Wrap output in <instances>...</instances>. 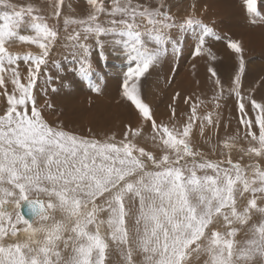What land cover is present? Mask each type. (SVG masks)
I'll use <instances>...</instances> for the list:
<instances>
[{"label": "snow or ice", "instance_id": "6c2138e0", "mask_svg": "<svg viewBox=\"0 0 264 264\" xmlns=\"http://www.w3.org/2000/svg\"><path fill=\"white\" fill-rule=\"evenodd\" d=\"M242 5L250 25L264 23V0ZM172 8L0 0V264H264V95L244 86L240 41L195 5L183 17ZM189 36L191 55L207 57L211 95L185 97L189 110L178 112L176 92L158 120L144 82L183 54ZM210 40L235 54L226 81ZM110 59L120 65V100L137 117L119 138L45 117L49 92L81 81L100 93L96 63Z\"/></svg>", "mask_w": 264, "mask_h": 264}, {"label": "rangeland", "instance_id": "374dc122", "mask_svg": "<svg viewBox=\"0 0 264 264\" xmlns=\"http://www.w3.org/2000/svg\"><path fill=\"white\" fill-rule=\"evenodd\" d=\"M13 2H19V0H13ZM192 5H195L196 14L202 15V18L205 21L210 22V25L214 26L218 33L230 37L234 40H238L242 43V46L244 48L246 65H247L245 78L246 77L248 78V79L244 78V86L246 85V88H251V87L256 88L257 90L255 92L256 93L255 96L257 98H259L261 95H264V78L261 77L259 79L255 74V72L256 73L259 72L261 67H264V23H260L255 26H252L248 23V21L246 20L247 19L246 15L244 13L242 0H173L172 10L178 16L183 17L184 15L192 11ZM205 5H208L209 14L206 13L204 14ZM214 11L216 13H214ZM82 12H83L82 8H77V13L82 14ZM240 26L242 28H240ZM230 28L234 32H237L238 29V33L240 30H242L243 33L241 34L240 32L239 34H233L228 31L230 30ZM192 43L193 42L191 40V37L190 36L187 37L185 40V47L183 50V54L178 58H176L175 60L169 57V59L162 65V67L153 71L152 74L149 76V78L144 82V98L154 109L158 120L161 118L164 119L167 118L170 112L168 105L173 103L172 97L176 92L182 94L176 101V106L178 103H181L182 108H179L181 110L185 106L184 98L188 97V92L194 91L196 95H200L197 86L201 88L200 90L201 92L211 94L210 91L211 86L206 79L208 75L206 71L207 57L206 56L193 57L191 55V47H190ZM208 45H211L212 46L211 48L214 51L216 48L225 47L226 43L224 40L221 41L210 40ZM233 60L234 59H232V61ZM233 62H235V60ZM94 63L96 62L94 61ZM194 63L199 68L201 67L200 70L202 71L200 70L199 71L200 73L202 72V74L197 77L199 79L200 77H203L202 81H199L197 77H194L195 75H197L198 70L195 72V75L192 74V77H194L192 78V80L188 79V76H186L188 73L191 72V69L193 68L192 64ZM211 63L213 64L214 67L217 68L218 73L225 81L233 72V70H231V72L227 73L229 75L228 76L226 72H224L225 70L221 68V63L220 60L218 59ZM96 67L104 75V79H105L104 82L101 83L100 93H96L89 90L87 86L81 81L79 83L76 82L77 83L76 86L72 89L64 88V93H66V95H62L63 93H61L62 92L61 89L58 92H49L47 99L49 100V102L53 104L54 109L46 111L45 117L50 122L62 120L66 128L67 124L64 121L72 122L81 116L83 118V121L84 120L91 121L93 123V127L95 130H100L104 128L106 126L104 120L112 114L113 115L120 114L123 117L126 116L125 117L126 119L121 118L122 122H127L128 120L132 121L133 123L136 122L135 120H137L136 119L137 117L132 118L135 115L132 114L133 112L132 109H130L126 104H124L123 107L118 110V108L114 106V104H111L109 98L111 94H113L112 93L113 90L109 91L108 87H110V85L114 83V81L116 84L119 83L118 85L115 86L116 89L114 90V91L117 90L116 94L119 97L118 92L120 90V76L117 69L120 67V65L117 63L116 60L110 59L109 61H107V67H105L104 61H100L99 63H96ZM258 67L260 68L256 71ZM247 72L251 76H247ZM53 75H55V72H53ZM253 75H256V77H252ZM263 77H264V70H263ZM249 78L250 79L253 78L252 80L254 81L250 80ZM93 79L96 80L95 74L93 75ZM196 79L197 81L200 82L199 85L197 84V86H195L191 82ZM190 82L192 86L190 85ZM189 86L193 90H190ZM57 87H59V84H57ZM107 91H109V94H107ZM106 94L108 96H106ZM41 103H43V98L41 99ZM70 103L73 104L70 105L71 107L69 106ZM125 105L126 108L124 107ZM79 124L84 125V122H80ZM220 130L224 132L225 128L221 127Z\"/></svg>", "mask_w": 264, "mask_h": 264}, {"label": "bare ground", "instance_id": "6f19581e", "mask_svg": "<svg viewBox=\"0 0 264 264\" xmlns=\"http://www.w3.org/2000/svg\"><path fill=\"white\" fill-rule=\"evenodd\" d=\"M209 14V9H207V11H204V14ZM214 13H216L215 11H214ZM241 14H243V13H241ZM245 16V15H244ZM247 20V19H246ZM230 24V23H229ZM236 25H237V23H236ZM248 25V24H247ZM229 27V26H228ZM245 27V26H244ZM238 28V27H237ZM240 28H242L241 26H240ZM239 28V29H240ZM247 30V29H246ZM229 32H231V33H233V34H239L240 32H241V34L243 33L242 32V30H240L239 31V33H238V29H237V32H234L233 30H231V28H230V30H228ZM248 32V31H247ZM246 36H247V34H246ZM249 36V35H248ZM208 46H210V47H212L211 45H208ZM215 54H216V56H217V59L218 60H220V63H221V68L222 69H224L225 71L224 72H226V74L227 73H229V72H231V70H233L234 69V63L235 62H233L234 60H235V54L230 50V49H228L226 46L225 47H220V48H216L214 51H213ZM232 59H234L233 61H232ZM198 62V61H197ZM196 62V63H197ZM195 64V63H194ZM193 65V64H192ZM247 66V65H246ZM260 67H258L257 69H256V71L259 69ZM175 69V68H174ZM201 69V67L199 68L197 65H196V67H195V69L194 68H192L191 69V72L190 73H188L186 76H188V79H191L192 80V78H194V77H197V76H200L201 74H202V72L200 73V71H202V70H200ZM198 70V73H197V75H195V72ZM200 70V71H199ZM263 70H264V67H261L260 68V70H259V72L258 73H256L255 72V74L257 75V77L260 79L261 77L262 78H264L263 77ZM190 71V70H189ZM188 71V72H189ZM223 71V70H222ZM250 71V70H249ZM248 71V72H249ZM164 72V71H163ZM247 72V76H251L249 73ZM254 73V72H253ZM192 74H194L195 76L194 77H192ZM228 75V74H227ZM256 75H253L252 77H256ZM229 76V75H228ZM227 77V76H226ZM198 78V77H197ZM199 79V78H198ZM245 79H248L247 77L245 78ZM250 79V78H249ZM253 79V78H252ZM252 79H250V80H252ZM255 79V78H254ZM105 80V79H104ZM203 80V77H200V79H199V81H202ZM249 80V81H250ZM257 80V79H256ZM246 81V80H245ZM252 81H254V80H252ZM262 81H263V79H262ZM80 81H77V83H79ZM195 86H197V79L196 80H193V81H191ZM191 82H190V85H191ZM258 82V81H257ZM256 82V83H257ZM76 83V84H77ZM110 83H111V81H110ZM252 83V82H251ZM106 84V83H105ZM119 83H115V81H114V83H112L111 85H113V86H111L110 85V87H108V90L110 91V90H113V94H111V96L109 97L110 98V101H111V104H114V106H116L117 108H118V110L120 109V108H122L123 107V105L125 104L124 102H122L121 100H120V97H118V95L116 94L117 93V90L116 91H114L116 88H115V86L116 85H118ZM253 84V83H252ZM79 85V84H78ZM86 85V84H85ZM250 85V84H249ZM104 86V85H103ZM184 86V85H183ZM192 86V85H191ZM251 86V85H250ZM250 86H248V87H250ZM255 86V85H254ZM258 86H259V84H258ZM257 86V87H258ZM261 86V85H260ZM82 87V86H81ZM105 87V86H104ZM180 87H182V86H180ZM256 87V86H255ZM189 88H190V90H193L190 86H189ZM245 88H246V85H245ZM252 88V87H251ZM78 89V88H77ZM195 89V88H194ZM197 89H198V91L200 92V97H201V99H205V100H207L208 99V97L211 95V94H207V93H205V92H201L200 90H201V88H199L198 86H197ZM82 90V89H81ZM61 93H63L62 95H66V93H64V88H61ZM109 91H107V94H109ZM119 93V92H118ZM185 93V92H184ZM53 94V93H52ZM102 94V93H101ZM106 94V96H108ZM195 92L194 91H192V92H188V96H192L193 97V99H195ZM260 94V93H259ZM68 95V94H67ZM75 95V94H74ZM168 95H170V94H168ZM182 95V94H181ZM255 95H256V93H255ZM104 96V95H103ZM65 97V96H64ZM91 97V96H90ZM90 97H89V99H90ZM66 98V97H65ZM87 98V97H86ZM183 98V97H182ZM64 100V99H63ZM87 100V99H86ZM57 103V102H56ZM67 104V103H66ZM107 104V103H106ZM63 105V104H62ZM70 105H73V104H69V106ZM80 105V104H79ZM86 106V105H85ZM97 106V105H96ZM109 106V105H108ZM68 107V106H67ZM66 107V108H67ZM71 107V106H70ZM125 108H126V105L124 106ZM59 108V107H58ZM177 108H178V112H187L188 110H189V107H188V105H186L185 104V106H184V108L181 110V109H179V108H182V106H181V103H178L177 104ZM109 109V108H108ZM90 110V109H89ZM116 110V109H115ZM125 110V109H124ZM116 112V111H115ZM201 112H203V108L201 109ZM82 113V112H81ZM83 114V113H82ZM129 114V113H128ZM132 114H134V112H132ZM123 115H125V114H123ZM236 116V111H235V106H234V103L232 102V101H229L228 102V104H227V106L223 109V118H224V121L225 122H228V120L230 119V118H232L231 119V126L228 128V133H231L232 131H234L235 130V128H236V120L233 118V117H235ZM84 117V116H83ZM126 117V116H125ZM125 117H123V116H121L120 114H112V115H110V116H108L105 120H104V122H105V127L104 128H102V129H100V130H95L94 129V127H93V123L91 122V121H87V120H84L83 121V118L80 116V117H78L76 120H74V121H72V122H70V121H64L67 125H66V128L68 129V130H72V131H75V132H78V133H80V134H86L87 133V129L88 128H92L93 130H94V132L97 134V136H98V138H99V136L100 135H102V134H104V133H110V132H112V131H116L117 132V134H118V138H119V132H120V129H121V125H122V120H121V118L122 119H126ZM130 117V116H129ZM128 117V118H129ZM136 118V116L134 115L132 118ZM137 119V118H136ZM86 121V122H85ZM128 121H130V120H128ZM136 121V120H135ZM80 122H84V125H80L79 123ZM101 123H103V122H101ZM233 125V126H232ZM220 134L221 135H224L225 134V130H224V132H222V130H220Z\"/></svg>", "mask_w": 264, "mask_h": 264}]
</instances>
